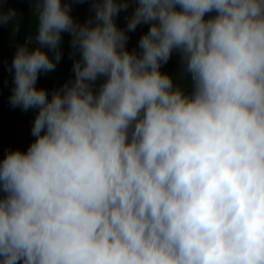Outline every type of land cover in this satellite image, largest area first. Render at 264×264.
Returning <instances> with one entry per match:
<instances>
[{"label":"clouds","instance_id":"1","mask_svg":"<svg viewBox=\"0 0 264 264\" xmlns=\"http://www.w3.org/2000/svg\"><path fill=\"white\" fill-rule=\"evenodd\" d=\"M32 13L9 104L37 110L35 139L0 158V264H264V0ZM0 26L17 36V9L0 3ZM64 33L73 76L37 87ZM174 54L176 76L161 71Z\"/></svg>","mask_w":264,"mask_h":264},{"label":"crops","instance_id":"2","mask_svg":"<svg viewBox=\"0 0 264 264\" xmlns=\"http://www.w3.org/2000/svg\"><path fill=\"white\" fill-rule=\"evenodd\" d=\"M32 2L33 0H6V2L0 0L5 9L8 7L17 9L21 23L20 32L15 37L11 35L10 26H0V158L8 149L26 150L35 139L31 135V127L37 110L30 109L24 112L18 107H11L9 104V96L13 86V73L9 71V66L15 54V45L22 43L26 35L32 33L35 28L36 22L32 13ZM75 5L72 9V15L83 21L81 15L78 16V9L75 8ZM63 41L61 62L50 76L40 75L37 87L51 90L62 85L73 76V58L69 56L70 36L67 33L63 34Z\"/></svg>","mask_w":264,"mask_h":264},{"label":"rangeland","instance_id":"3","mask_svg":"<svg viewBox=\"0 0 264 264\" xmlns=\"http://www.w3.org/2000/svg\"><path fill=\"white\" fill-rule=\"evenodd\" d=\"M89 4H90L89 2H85V3H77L75 5V8L78 9V16L81 15V20L83 19V21L88 17V14H89L88 13V9L90 7ZM125 15H128V13L122 12L120 14V16L118 17V19H117V23L120 26H124V23H125L124 16ZM83 21H81V22H83ZM148 28H149L148 24H144V25H141V30L139 32H135L134 31L132 33H129V36H130V39H129V42H128V48L129 49H132V48L137 46L140 36L143 33L147 32ZM161 71L162 72H167V73H169L171 75L176 76L178 74V72H179V68L172 70V69H167L165 67V65H163ZM176 82L177 83H182V81H180L178 78H177Z\"/></svg>","mask_w":264,"mask_h":264},{"label":"flooded vegetation","instance_id":"4","mask_svg":"<svg viewBox=\"0 0 264 264\" xmlns=\"http://www.w3.org/2000/svg\"><path fill=\"white\" fill-rule=\"evenodd\" d=\"M131 12H132V9L129 8L127 13L131 14ZM148 26L150 27V25H148ZM140 30H141V25L137 27L135 32H139ZM178 59H179V57L174 54L172 56V58L169 60V62L165 65V67L167 69H172V70L179 68V63H176V62H178Z\"/></svg>","mask_w":264,"mask_h":264},{"label":"trees","instance_id":"5","mask_svg":"<svg viewBox=\"0 0 264 264\" xmlns=\"http://www.w3.org/2000/svg\"><path fill=\"white\" fill-rule=\"evenodd\" d=\"M176 63H179V59H178V62H176Z\"/></svg>","mask_w":264,"mask_h":264}]
</instances>
